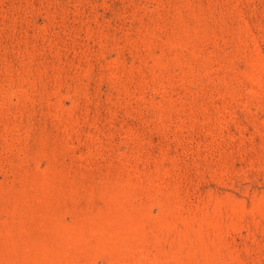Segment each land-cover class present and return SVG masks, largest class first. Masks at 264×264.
Here are the masks:
<instances>
[{"label": "rangeland", "instance_id": "obj_1", "mask_svg": "<svg viewBox=\"0 0 264 264\" xmlns=\"http://www.w3.org/2000/svg\"><path fill=\"white\" fill-rule=\"evenodd\" d=\"M0 264H264V0H0Z\"/></svg>", "mask_w": 264, "mask_h": 264}]
</instances>
